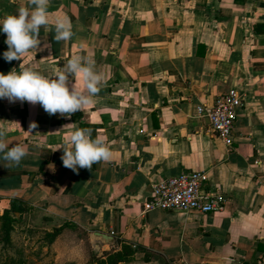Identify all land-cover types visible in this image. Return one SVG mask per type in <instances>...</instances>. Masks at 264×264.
Returning <instances> with one entry per match:
<instances>
[{"label":"crops","instance_id":"obj_1","mask_svg":"<svg viewBox=\"0 0 264 264\" xmlns=\"http://www.w3.org/2000/svg\"><path fill=\"white\" fill-rule=\"evenodd\" d=\"M20 6L28 0H0V16ZM48 11L71 20L73 37L55 41L50 23L36 49L5 61L0 33V72L30 66L51 77L80 55L104 79L93 103L67 117L0 99L9 146L27 149L19 164L0 165V215L15 202L46 231L64 228L52 246L73 234L80 264L123 249L117 264H264V0H49ZM232 88L244 106L227 145L197 108ZM76 127L103 139L111 159L63 166L58 147ZM183 171L205 172L224 210L144 212L155 186Z\"/></svg>","mask_w":264,"mask_h":264},{"label":"clouds","instance_id":"obj_2","mask_svg":"<svg viewBox=\"0 0 264 264\" xmlns=\"http://www.w3.org/2000/svg\"><path fill=\"white\" fill-rule=\"evenodd\" d=\"M48 6L49 0H28V6H20L15 14L0 16V33L5 34L7 45V50L2 53L5 61L21 60L29 50L36 49L41 27L50 23L55 41L73 37L71 20L67 16H56L50 21ZM103 79V74L95 69L94 61L73 55L51 77L30 66L6 74L0 72V99L39 103L49 115L59 113L67 117L93 103ZM36 126L35 121L31 122L29 131ZM6 135V130L0 128V161L4 162L0 165L12 167L20 163L27 149L20 143L10 147ZM58 148H62L63 166L74 172L79 168L91 169L97 162H107L112 155L109 146L100 137H93L89 128H74Z\"/></svg>","mask_w":264,"mask_h":264},{"label":"built area","instance_id":"obj_3","mask_svg":"<svg viewBox=\"0 0 264 264\" xmlns=\"http://www.w3.org/2000/svg\"><path fill=\"white\" fill-rule=\"evenodd\" d=\"M244 106V95L232 88L220 95L209 108L198 107L197 115L209 120L212 133L227 145L232 144V134ZM208 175L202 171H183L159 182L144 204V212H222L227 204L225 195L206 188Z\"/></svg>","mask_w":264,"mask_h":264},{"label":"rangeland","instance_id":"obj_4","mask_svg":"<svg viewBox=\"0 0 264 264\" xmlns=\"http://www.w3.org/2000/svg\"><path fill=\"white\" fill-rule=\"evenodd\" d=\"M1 225L2 222H0V228ZM46 226L50 229V226L41 222L40 216L34 213L23 217L22 222L15 224V231L11 235L10 244L2 248L3 245L0 242V262L20 264L18 261L22 259L24 264H69L72 260H75L73 264H80V248L76 244L77 241L73 234L67 235L57 245L54 243L49 249L41 247L40 240L47 232ZM2 237L3 235L0 234V239ZM68 242H71V246L69 245L66 249L65 243L68 244ZM105 260H107V264L113 263L108 256L105 257Z\"/></svg>","mask_w":264,"mask_h":264},{"label":"trees","instance_id":"obj_5","mask_svg":"<svg viewBox=\"0 0 264 264\" xmlns=\"http://www.w3.org/2000/svg\"><path fill=\"white\" fill-rule=\"evenodd\" d=\"M24 208L20 205L16 204L15 202L12 204L11 210L4 212V214L0 215V222H2V227L0 228V234L3 235V237L0 239L1 244L3 245L2 248L7 247V245L10 244L11 235L15 231V224H18L22 222L23 214H24ZM19 213L20 217L16 218L13 216V214ZM64 228L55 229L52 232H45L44 237L40 240L41 247H44L46 249H49L53 242L59 237V235L62 233ZM21 254V253H20ZM127 252L125 249H123L120 253H104L102 256H98V254L91 252L90 254V260L86 264H107V260H105V257L108 256L110 260L113 261L112 264H117L118 262H122L126 260ZM17 262V261H16ZM18 262L20 264H24L22 259H20ZM0 264H5L0 262Z\"/></svg>","mask_w":264,"mask_h":264},{"label":"water","instance_id":"obj_6","mask_svg":"<svg viewBox=\"0 0 264 264\" xmlns=\"http://www.w3.org/2000/svg\"><path fill=\"white\" fill-rule=\"evenodd\" d=\"M93 238L107 245H111L114 242L112 237L99 233L94 234Z\"/></svg>","mask_w":264,"mask_h":264}]
</instances>
